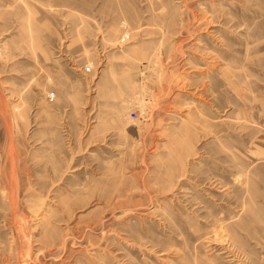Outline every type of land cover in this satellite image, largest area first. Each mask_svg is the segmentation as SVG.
I'll list each match as a JSON object with an SVG mask.
<instances>
[{
  "label": "rangeland",
  "instance_id": "rangeland-1",
  "mask_svg": "<svg viewBox=\"0 0 264 264\" xmlns=\"http://www.w3.org/2000/svg\"><path fill=\"white\" fill-rule=\"evenodd\" d=\"M0 264H264V0H0Z\"/></svg>",
  "mask_w": 264,
  "mask_h": 264
}]
</instances>
